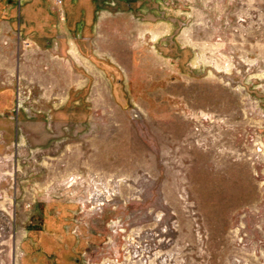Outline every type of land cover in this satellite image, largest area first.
<instances>
[{"label":"rangeland","instance_id":"rangeland-1","mask_svg":"<svg viewBox=\"0 0 264 264\" xmlns=\"http://www.w3.org/2000/svg\"><path fill=\"white\" fill-rule=\"evenodd\" d=\"M0 264H264V0H0Z\"/></svg>","mask_w":264,"mask_h":264},{"label":"built area","instance_id":"built-area-1","mask_svg":"<svg viewBox=\"0 0 264 264\" xmlns=\"http://www.w3.org/2000/svg\"><path fill=\"white\" fill-rule=\"evenodd\" d=\"M57 3H60L62 0H55Z\"/></svg>","mask_w":264,"mask_h":264}]
</instances>
